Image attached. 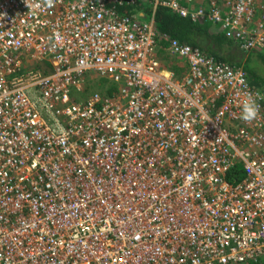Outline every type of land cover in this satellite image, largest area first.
<instances>
[{
    "label": "built area",
    "instance_id": "2783aa9c",
    "mask_svg": "<svg viewBox=\"0 0 264 264\" xmlns=\"http://www.w3.org/2000/svg\"><path fill=\"white\" fill-rule=\"evenodd\" d=\"M159 7L264 51V0H0V264L264 256V86L159 34Z\"/></svg>",
    "mask_w": 264,
    "mask_h": 264
},
{
    "label": "trees",
    "instance_id": "16d2710c",
    "mask_svg": "<svg viewBox=\"0 0 264 264\" xmlns=\"http://www.w3.org/2000/svg\"><path fill=\"white\" fill-rule=\"evenodd\" d=\"M181 1L184 7H188L183 3V0ZM210 1L206 0L203 3V7L208 6ZM141 6L147 10V17H150L152 6L149 2H139L133 6H126L121 8L120 11L134 19L136 17L134 16L135 10L133 8ZM155 24L159 34L166 33L181 43L199 48L203 53L214 57L217 61L227 62L233 66H241L246 71L251 84L264 86V70H262L264 69V51H246L242 48L239 41L228 38L224 32L219 31L217 27H213L211 22L194 21L190 16H181L179 13L166 7H159L157 9ZM257 64L260 65V68ZM244 177L245 173L242 165L237 164L232 169L229 180L239 182ZM251 264H264V256L258 258L256 261H252Z\"/></svg>",
    "mask_w": 264,
    "mask_h": 264
},
{
    "label": "clouds",
    "instance_id": "9594fccd",
    "mask_svg": "<svg viewBox=\"0 0 264 264\" xmlns=\"http://www.w3.org/2000/svg\"><path fill=\"white\" fill-rule=\"evenodd\" d=\"M47 6H52V0H46ZM240 118L244 122H251L258 118L259 112H260V106L257 103V99L252 94H249L246 96L241 102H240Z\"/></svg>",
    "mask_w": 264,
    "mask_h": 264
},
{
    "label": "crops",
    "instance_id": "0c3cea01",
    "mask_svg": "<svg viewBox=\"0 0 264 264\" xmlns=\"http://www.w3.org/2000/svg\"><path fill=\"white\" fill-rule=\"evenodd\" d=\"M205 1L206 0H192L191 2L189 1V0H183V3L185 4V5H187L189 8H191V9H193V7L194 8H196V7H198V6H203V3H205ZM182 2V1H181ZM190 3H191V5H190ZM139 6V5H138ZM127 8H129V7H127ZM134 10H135V17H136V19H138V20H142V21H145V20H147L149 17H147V15H146V9H144V7L143 6H141V7H136V8H133ZM219 29V28H218ZM181 64H183L182 62H180Z\"/></svg>",
    "mask_w": 264,
    "mask_h": 264
},
{
    "label": "rangeland",
    "instance_id": "374dc122",
    "mask_svg": "<svg viewBox=\"0 0 264 264\" xmlns=\"http://www.w3.org/2000/svg\"><path fill=\"white\" fill-rule=\"evenodd\" d=\"M257 66L260 68V65L257 64ZM262 70H264V69H262ZM92 89H96V87L95 86H92Z\"/></svg>",
    "mask_w": 264,
    "mask_h": 264
}]
</instances>
